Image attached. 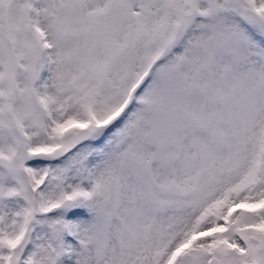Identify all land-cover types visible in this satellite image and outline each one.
<instances>
[{"label":"snow or ice","instance_id":"1","mask_svg":"<svg viewBox=\"0 0 264 264\" xmlns=\"http://www.w3.org/2000/svg\"><path fill=\"white\" fill-rule=\"evenodd\" d=\"M0 264H264V0H0Z\"/></svg>","mask_w":264,"mask_h":264}]
</instances>
